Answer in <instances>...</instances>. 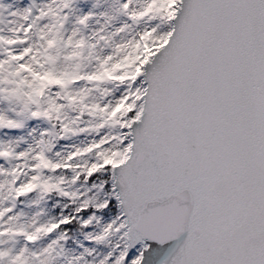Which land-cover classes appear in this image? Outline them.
I'll list each match as a JSON object with an SVG mask.
<instances>
[{"label": "snow or ice", "instance_id": "obj_1", "mask_svg": "<svg viewBox=\"0 0 264 264\" xmlns=\"http://www.w3.org/2000/svg\"><path fill=\"white\" fill-rule=\"evenodd\" d=\"M0 264H264V0H0Z\"/></svg>", "mask_w": 264, "mask_h": 264}]
</instances>
